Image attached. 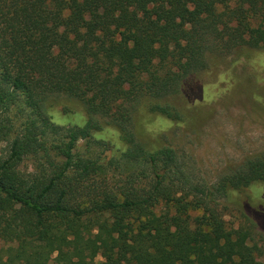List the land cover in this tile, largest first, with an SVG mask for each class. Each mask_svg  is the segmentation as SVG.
<instances>
[{
	"label": "trees",
	"instance_id": "16d2710c",
	"mask_svg": "<svg viewBox=\"0 0 264 264\" xmlns=\"http://www.w3.org/2000/svg\"><path fill=\"white\" fill-rule=\"evenodd\" d=\"M244 46L255 51L231 58ZM214 57L230 61L212 90L195 75ZM261 73L264 0H0V136L13 135L0 243L14 247L0 264H260L264 217L231 227L213 202L264 183V157L215 191L191 185L157 142L188 114L154 101L183 91L195 108ZM64 96L84 109L56 106ZM119 169L115 188L95 182Z\"/></svg>",
	"mask_w": 264,
	"mask_h": 264
},
{
	"label": "rangeland",
	"instance_id": "374dc122",
	"mask_svg": "<svg viewBox=\"0 0 264 264\" xmlns=\"http://www.w3.org/2000/svg\"><path fill=\"white\" fill-rule=\"evenodd\" d=\"M253 51L255 50L247 46L237 48L231 58L238 59L242 54L248 55ZM229 61L226 57L211 58L209 69L195 75L196 82L213 88L212 90L222 88L224 85L216 72L227 68ZM238 67L241 72L238 75L242 76L245 71L241 70V66ZM245 74H252L249 68ZM247 79L249 84L233 83L228 92L217 95L213 103L195 108L188 107L183 91L172 93L157 101L153 100L188 114V119L183 118L185 122L180 128H173L161 135L157 142L174 150L178 166L191 185L215 191L223 179L231 177L247 161L264 157V74L261 73L258 83L251 77ZM144 104L147 105L140 104L131 115L127 125L131 133H137L134 129L136 120L144 118ZM55 105L84 109L83 103L65 96L57 99ZM12 138L13 135L0 136V157L7 155ZM78 144L79 147L82 146V142ZM35 167L36 162L27 157L20 169L22 172L31 173L35 171ZM126 172L128 171L119 169L108 174L105 179L96 178L95 182L100 183L101 187L107 186L110 190L126 179ZM263 189L264 183H257L241 194L232 195L231 199L235 201L233 205L228 204L222 195L215 194L213 203L223 211V218L228 226L234 227L237 226L242 213H256L264 217ZM262 244L264 245V241ZM0 248L14 249L10 244L4 243H0ZM54 258L55 255L50 257L48 264H57ZM96 261L101 262V259ZM259 262L264 264L263 258L259 259Z\"/></svg>",
	"mask_w": 264,
	"mask_h": 264
}]
</instances>
